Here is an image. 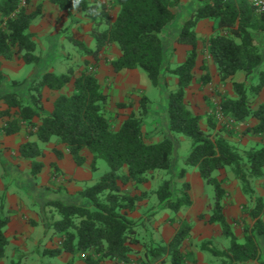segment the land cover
<instances>
[{
	"label": "trees",
	"instance_id": "1",
	"mask_svg": "<svg viewBox=\"0 0 264 264\" xmlns=\"http://www.w3.org/2000/svg\"><path fill=\"white\" fill-rule=\"evenodd\" d=\"M183 1L112 0L109 5H92L90 0H52L63 11L80 8L90 16L95 50L71 39L86 55L99 61L106 46L116 45L121 56L109 63L115 72L143 71L152 86L166 90H169L170 77L178 80V89L169 93L167 104L171 137H165L161 142L149 143L143 131V117L149 113L151 103L147 97L141 99L138 113L132 112L120 129L114 130L112 120L107 116L109 95L104 93L97 78L96 66L93 71L84 69L79 76L73 69L61 75L47 72L35 79L13 81L11 87L4 90L0 62V102L8 107L0 111V118L10 119L0 129L5 135L18 134L23 123H28L37 129L39 142L49 143L56 138L58 144L64 145L77 166L86 163L82 152L87 150L94 156L93 169H96L98 159H104L110 168L93 186L75 195L60 189L55 193L63 192L66 198L45 202L44 206L60 217L46 226L54 231L60 245L45 250L44 256L53 258L68 253L73 256L69 264H76L75 257L85 258V264H102L106 260L130 263L131 256L136 253L132 246L140 244L137 229L141 222L130 219L127 213L136 212L148 193L132 195L124 192L122 186L144 185L154 174L164 173L167 179L155 190L158 203L150 216L166 210L177 214L193 204L189 182L179 185L176 181L186 177L185 165L197 168L205 183L213 187L214 202L209 223L219 225L224 237L230 241L227 251L209 245H205L204 250L230 264H264L260 242L264 240V199L256 195L252 186L254 181L264 178V146L251 147L241 154L238 147L225 138L235 136L233 127L246 126L250 118L257 120V124L245 132L264 137V103L254 109L251 99L264 89V70H260L264 63V14L257 15L243 0H194L199 7L184 23L176 39L177 44L191 46L192 50L186 60L174 68L163 33L176 20L175 11ZM30 3L31 0H0L1 60L21 57L28 65L39 62L35 55V35L30 28L42 13L41 7L29 13ZM116 7L120 11L113 21L111 12ZM207 19L219 20L220 27L230 32V36L213 35L205 42L221 81L232 79L239 72L246 78L243 83H233L234 97L225 95L222 99L221 112L231 128L225 125L221 135L204 131L200 124L202 117L192 113L185 103L186 90L195 80L199 42L196 27ZM235 39H239V43ZM255 78L258 79L256 84L253 83ZM209 81L207 74L202 82L207 84ZM72 82L73 93L61 95L55 101L53 111L44 115L43 90L60 91ZM118 106L127 107L125 104ZM37 118L41 121L39 125L34 123ZM209 126L210 129L215 127L212 119H209ZM175 134L192 140V149L184 158L178 154L179 140ZM42 154L37 142H26L20 147L24 159H36ZM57 155L61 157L59 152ZM226 168L233 170L243 186V193L254 204L247 209L254 225L244 228V242L239 241L224 214L227 192L217 174ZM42 169V163H32L29 178L33 184H37ZM9 224L10 217L0 212V261L9 244ZM192 229L190 223L183 222L167 244L155 246L146 253L149 259L146 264H191L192 254L186 252L184 246Z\"/></svg>",
	"mask_w": 264,
	"mask_h": 264
},
{
	"label": "crops",
	"instance_id": "2",
	"mask_svg": "<svg viewBox=\"0 0 264 264\" xmlns=\"http://www.w3.org/2000/svg\"><path fill=\"white\" fill-rule=\"evenodd\" d=\"M112 0H90L92 5H109ZM38 7H41V13L42 15L38 17L31 25V33L35 35V41L37 43V51H40V47H42L43 52H49L52 49H55L58 46H61L62 44H66L67 38L71 35V39H76L78 41L83 42L87 47L91 50H95L96 48V41L94 37L92 36V28L93 24L91 21L90 16L81 11L80 8H76L71 11H63L61 10L56 4L52 2V0H31L30 5L27 7V11L29 13L34 12L38 9ZM120 11L119 7H116L112 10V20L114 21ZM193 14V13H192ZM191 16V15H190ZM188 20V19H187ZM186 19L181 22V24H178L173 29V35L170 40V44L165 43V46L168 52V57L170 59V63L172 67H177L180 64H182L188 55V53L192 50L191 46L188 45H180L176 43V39L178 35L181 32V29L184 25V23L187 21ZM173 23L169 26L171 27ZM168 27V28H169ZM105 28V26H104ZM167 31V29H166ZM166 31L163 33L164 42L166 39ZM65 32V33H64ZM68 33V34H67ZM196 34L198 37V58H197V65L194 70L195 80L192 83V85L186 90L185 94V103L187 104L188 108L191 110L192 113L199 115L202 117V120L200 122L201 127L204 131L211 133L212 135H221L219 130L217 129V132H214V128L210 129L209 123H208V116L211 112V105L212 100H214L215 94L223 92L228 93L231 95V97H234L233 92V83H243L245 81V74L237 73L234 78L228 79L227 81L222 82L218 73V67L214 63V60L208 55L205 42L212 37L213 35H229L230 32L225 29L221 28L219 25V20H203L201 21L197 27H196ZM55 53V52H54ZM88 56V55H87ZM121 56V52L118 49L116 45L112 46H106L103 51L101 52L99 56V61H96L91 56L85 57L87 60H94L97 64V78L102 85L103 88V81L106 79L107 76H105L101 69L104 67H107L110 69V72L108 76L110 79L116 80L118 74H124L127 77L135 76L138 73L137 71H128L124 70L121 72H115L112 66L109 64L111 61H114L118 59ZM15 58V57H14ZM13 58V59H14ZM108 58V59H107ZM11 60H1L2 63L1 70L4 72V63L9 62ZM24 61V60H23ZM26 64V63H25ZM176 65V66H175ZM206 69H205V68ZM263 70H264V63H263ZM53 73V72H52ZM76 74L79 76L80 73ZM133 74V75H130ZM209 75L210 81L207 84H203L202 79L204 76ZM16 74L15 76H17ZM61 75V74H60ZM5 76V75H4ZM24 80V79H23ZM23 80H17V81H23ZM144 85H147L145 87ZM143 85V87L138 86L132 82V80H129L128 83L125 84L124 88L121 89L119 93L113 90L108 91L104 90V93L109 95V104L107 107V116L114 121V130L118 131L120 127L122 126L123 122L128 118V116L132 112L139 111L140 101L143 97L146 96V91H148V88L150 85L146 83ZM152 85V84H151ZM113 86V85H112ZM173 87H178V80L174 77ZM169 87H170V79H169ZM74 90V82L69 84L67 87L63 88L60 91H53L48 88H45L43 90V105L46 108L44 110L43 114H50L53 111V106L55 101L61 96V95H67L70 96L73 93ZM135 92L134 98L137 97V93H140V99H138L135 109L130 108L128 104L127 97L129 96V93L132 91ZM216 97V96H215ZM148 98V97H147ZM256 103H253L255 100L252 99L253 108H258L262 103H264V89L262 92L255 96ZM149 99V98H148ZM223 99V98H222ZM150 100V99H149ZM254 100V101H253ZM207 101V103H206ZM134 102V101H133ZM222 102V101H221ZM119 104H125L127 105L126 108H119ZM210 105V106H209ZM8 107L6 104H4L3 101L0 102V111L6 110ZM219 108V107H218ZM217 108V109H218ZM138 113V112H137ZM155 115V114H154ZM150 112L147 114V118H153V116ZM10 119L8 117L0 118V129L6 126V123ZM154 120V119H152ZM225 125L226 127H229L228 120L225 119ZM248 121V124L246 126H235L233 129L235 131L243 130V135H252L254 137H242V135H239V139L235 137H229L225 136L227 140L230 141L232 145H235L238 147V143L243 147H245V144H250V142L253 144V147L255 146H264V137H256L253 134L246 133L245 131L247 128L253 127L257 124V120L250 118ZM35 124H40L41 121L37 118L34 120ZM154 123V122H153ZM224 125V127H225ZM231 128V127H229ZM37 129L30 127L28 123H23L22 129L18 134L7 136L0 130V198L4 193H6L8 190L10 191L11 188V182L7 183L5 180V177L7 176L12 181L15 180L18 182V184L25 188L28 187V190L34 191H43L46 188H51L52 190H65L71 195H75L78 192L84 190L82 189V183H85L89 179H91L90 174V168L92 167V163L94 160V156L87 150H84L82 152L83 156L86 158V163L84 166H77L74 162L72 155L68 151V149L61 144H58V140L56 138H53L49 143H41L38 141L37 135H36ZM214 132V133H213ZM241 132V131H240ZM144 133L150 137L145 131ZM237 133V132H236ZM157 132H152L153 137L156 136ZM238 135V133H237ZM26 142H37L41 151L42 156L36 158V159H24L20 155V147ZM239 148V147H238ZM61 154V157H58L57 153ZM39 162L43 164V169L41 173L37 176L36 182L37 184H33L30 180V173L32 171V163L33 162ZM229 168H226L224 170L219 171V173H225V171H228ZM3 173L5 175H3ZM186 182H189L191 188V193L193 192V195L190 194L192 199V206L188 208L189 215L187 216H180L181 222L179 223V227L183 222H188L192 224L193 226V232L195 233V230L199 228V224L202 222V217L198 218V214H201L204 210H206V204L201 208V204H198L201 200L199 197L202 192H207L210 195H212V191L210 190V186L205 183V181L201 178L200 173L197 168L193 167L192 171L187 169L186 174ZM184 178V179H185ZM10 180V181H11ZM239 182L236 180V178H232V181L229 183L232 184V188L230 189V186L223 185V188L227 192V199L224 202V214L228 220V222L231 224L234 233L238 237L240 242H244V228L249 227L252 228L254 225V221L249 216L247 211H244V208L248 207L250 205V201H248V197L242 194L241 187L238 185ZM133 185L135 188L141 187L140 185H134V184H128ZM126 185V186H128ZM126 186L122 187L124 192H127L132 195H138L140 193H133L130 191H127ZM255 190L256 195L260 196L264 199V178L259 180L255 183ZM236 187V188H235ZM6 189H8L6 191ZM13 190H11L12 192ZM190 192V191H189ZM14 195V194H13ZM10 196L8 194V201L4 202L5 207H9V211L12 215V220L10 222L9 228H8V235L9 232L13 233L16 236H20L22 242H26L31 238V232L35 230L36 228L40 227L41 223V215H44L43 211L44 209L40 210L37 200L35 199L34 205L35 209H30L26 206L24 201L19 198L17 195ZM203 195V194H202ZM214 195V194H213ZM203 205V204H202ZM140 203L138 204L139 210ZM244 207V208H243ZM241 211L243 214L242 219L245 220V223H242L241 219H238V225L239 229H234L232 225V218L233 216L238 212ZM43 211V212H42ZM206 212V211H204ZM128 217L131 218L132 216L137 214V211L134 213H127ZM210 215L206 217V222L208 223V227H213L215 224L209 223ZM200 219V220H199ZM56 219L53 218L51 220V223L55 221ZM240 223V224H239ZM215 228H218L219 230H222L221 227L218 225ZM44 229V227H43ZM30 232V234H27ZM243 235H240L242 234ZM209 233V232H208ZM223 234V233H222ZM210 235V233H209ZM224 236V235H223ZM174 237V235H173ZM172 237V238H173ZM205 239L208 238L207 234L204 235ZM43 238H47V236ZM171 238V239H172ZM170 239V240H171ZM227 239V238H226ZM49 240V244L44 249H55L60 245V241L57 237H51L50 239H45V241ZM169 240V241H170ZM168 241V242H169ZM189 241V240H188ZM230 242V241H229ZM261 246L263 248L264 240L260 241ZM20 243H16V245H19ZM132 248L136 252H142V249H139L136 247V245L132 246ZM192 254L191 259L189 262L191 264L194 263V261H197L194 254L192 252H189ZM141 256L142 254H138L136 256ZM135 256V257H136ZM146 257V253L143 255ZM61 258H65L68 261L73 260V256L68 253H63ZM134 257L131 256L130 263H121V264H131L134 263L133 261ZM264 259V254H263ZM113 262V261H112ZM112 262H106L105 264H112ZM78 264H85L84 262H80ZM104 264V262L102 263ZM162 264V263H158ZM170 264V263H166ZM249 264H258L257 262H252Z\"/></svg>",
	"mask_w": 264,
	"mask_h": 264
},
{
	"label": "rangeland",
	"instance_id": "3",
	"mask_svg": "<svg viewBox=\"0 0 264 264\" xmlns=\"http://www.w3.org/2000/svg\"><path fill=\"white\" fill-rule=\"evenodd\" d=\"M199 7L196 1L194 0H184L181 4V6L175 11L176 13V20L174 21L173 25L169 28H167L166 31V39L165 43L168 46V43L170 42L172 35H173V29L176 27L178 24H181L183 20H187L190 18V15ZM256 13V12H255ZM257 15H261L256 13ZM65 33V32H64ZM68 34V33H67ZM71 35L67 38L66 44H62L61 46H58L55 49L50 50L48 53H42V47H40V51L38 52L36 50L35 55L39 57V62L36 64H25L23 59L21 57H15L9 62L4 63V72L3 74L5 82L3 85L4 90H7L11 87L13 81L17 80H30V79H35L39 76H41L44 73L47 72H53L57 75L67 73L69 69H73L75 72L80 73L84 69H89L93 71V68L97 66L96 62L94 60H87L85 57H88L86 53L75 46L71 42ZM236 42L239 43V39H235ZM170 44V43H169ZM87 46V45H86ZM55 52V53H54ZM169 52V51H168ZM170 53V52H169ZM90 58V57H88ZM91 59V58H90ZM108 59V58H107ZM176 66V65H175ZM175 68V67H174ZM95 70V69H94ZM260 70H263V67L260 68ZM138 73L135 76L133 75L131 77H127L124 74H118L117 78L114 82V80L110 79L108 76L110 69L107 67H104L101 69V72L107 76L106 79L103 81V89L111 91L113 90L114 86V91L119 93L122 88H124L125 84L129 82V80H132L134 84L143 87V85L147 83L150 85L148 88V91H146V96L150 99V105H149V112L154 115L153 118H147L145 115L143 117V131H145L150 137H148V142L149 143H158L164 140L165 137H171V132L169 130V117L167 115V104H168V96L170 92H175L178 87H173V79L174 77H170V87L169 90H166L164 87H158L155 88L154 86L151 85L149 79L147 78L146 74L143 71L136 70ZM97 72V69H96ZM241 74H244L243 72H239ZM18 74L17 76H15ZM258 82V79H254L253 83L256 84ZM113 85V86H112ZM147 87V85H144ZM123 90V89H122ZM223 92L215 94L214 100H212V105L211 107V112L208 116V123L209 119H212V121L215 124L214 127V132H217V129L219 132L222 134L224 131L222 128L225 125V121H221L218 119L216 112L220 109L221 107V101L222 98L225 95H229L228 93H224V89L222 90ZM135 92L137 91H132L129 93V96L127 97L128 99V104L130 108L136 107L138 99H140V93H137V97L134 98ZM234 92V91H233ZM140 94V95H139ZM231 96V95H229ZM251 99H254L253 103H256V98L251 97ZM134 101V102H133ZM207 103V101H206ZM208 104V103H207ZM44 107V105H43ZM219 107V108H218ZM218 108V109H217ZM44 110L46 108L44 107ZM138 112V111H137ZM154 119V120H152ZM154 122V123H153ZM250 123V121H248ZM113 128H114V121H112ZM210 127V126H209ZM235 130V129H234ZM241 131V132H240ZM152 132H157L156 136L153 137ZM213 132V133H214ZM236 135L231 136L232 138H238L239 135H242V137H254L252 135H243V130H236ZM175 137L179 140V150L178 154L181 158L186 157L191 149H192V140L184 135L180 134H175ZM239 139V138H238ZM238 149L241 152V154H244V152L253 147V144L250 142V144H245V147L241 146L238 143ZM94 161V160H93ZM93 164V163H92ZM183 163H180L179 165H182ZM84 166V165H83ZM1 167V166H0ZM186 170L192 171L193 167H186L183 165ZM110 171V168L107 164V162L104 159H98L96 161V169H93L92 167L90 168V174L91 179L86 181L85 183H82V189H86L87 187L93 186L96 184L102 176H104L107 172ZM3 175H5L3 173ZM219 180L222 182V184H225L227 187L230 186V189L232 188V184L229 183L232 181V178H236V176L233 173V170L229 168L228 171H225V173H219L217 174ZM164 179H167L164 175V173H156L154 174L153 177L150 178V181L147 184L140 185L141 187L135 188L133 185H128L126 186L127 191L133 192V193H148V197L140 203L139 210H137V214L132 216L130 219L134 221H140L141 225L137 229V235L138 238L140 239V244L136 245L139 249H142V252H136L133 254V261L134 263L131 264H146L149 262V259L144 257V253H149V251L158 245H165L168 243V241L177 233V231L180 229L179 223L181 222L180 216H187L189 215V210L188 208L183 209L181 212L175 214L170 210L162 211L159 212L155 216H150L151 211L155 208L157 205V197L155 195V190L159 187V185L162 183ZM5 180L7 183L11 182V188L10 191L6 189V193L2 195L0 198V212H2L4 215H7L10 217V222L12 220V215L9 211V207H5L4 202L8 201V194L10 196L17 195L19 198H21L26 206L30 209H35V199L38 202L39 207V212L42 210V208L45 210L43 212L44 215H41V223L40 227L36 228L31 232V238L26 241L22 242L20 236H16L13 233L9 232V244L6 247V254L5 257L0 261V264H69L70 261L66 260L65 258L61 257H49V256H44L43 252L44 249L47 247L49 244V240L45 241V239H50L51 237H54V231L52 229H47V224L51 223V220L53 218L60 219V217L53 212V210L50 207H45V202L47 200H61L63 198H66V194L61 192L55 193L57 190H52L50 188V191H47V189H44L43 191H34L33 190H28V187H21L18 182L15 180H11L7 176L5 177ZM11 180V181H10ZM236 180H238L236 178ZM179 185H182L184 182H186L185 179L181 180H176ZM259 181V180H258ZM258 181H254L252 183V186L254 190L256 189L255 183ZM238 185L241 187L242 194L243 193V186L241 182H237ZM123 187V186H122ZM125 187V186H124ZM236 188V187H235ZM11 190H13L11 192ZM210 190L214 194L213 187L210 186ZM207 192H202L199 197H201L200 201L198 204H201V208L206 204V212H202L201 214H198V218L202 217V222L199 224V228L195 230V233L192 231V234L190 236L189 241L186 242L184 248L186 252H192L196 258V263L193 264H230L226 260H222L221 258L214 257L210 253L204 250L205 245H209L211 248H214L219 251H227L230 242L228 239H226L223 234L222 230H219L218 228H215L218 225H213V227H208V223L205 221L206 217L208 215L211 216V210H212V204L214 202V195H210ZM256 192V190H255ZM1 193V192H0ZM190 194L193 195V192L191 193V190L189 192ZM13 195V196H14ZM71 195V194H70ZM246 196V195H245ZM248 197V196H247ZM248 201H250V205L244 208V211H247L250 207L252 208L254 204L248 197ZM6 204H8L6 202ZM203 204V205H202ZM45 207V208H44ZM54 213V216H53ZM189 213V214H187ZM248 213V212H247ZM192 214V213H191ZM244 214V212H243ZM243 214L239 210L232 218L233 222L232 225L236 226L238 225L239 220H242V223H245L244 217L242 219ZM128 215V214H127ZM200 220V219H199ZM49 222V223H48ZM240 224V223H239ZM10 225V224H9ZM7 227V235H8V228ZM192 225V224H191ZM44 227V229H43ZM234 229H239V226L234 227ZM193 230V229H192ZM210 235H209V233ZM27 234H30L28 232ZM207 234V237L205 239L204 235ZM47 236V238H43ZM243 235V232L242 234ZM59 239V238H58ZM240 239V238H239ZM19 245H16V243H20ZM263 245V254H264V243ZM138 254H142L141 256H136ZM136 256V257H135ZM85 258L83 257H75V263L78 264L80 262H84ZM106 262H112L110 260H106ZM112 264H120L116 262H112Z\"/></svg>",
	"mask_w": 264,
	"mask_h": 264
},
{
	"label": "built area",
	"instance_id": "4",
	"mask_svg": "<svg viewBox=\"0 0 264 264\" xmlns=\"http://www.w3.org/2000/svg\"><path fill=\"white\" fill-rule=\"evenodd\" d=\"M226 1H230V0H226ZM245 2H247L249 5H251L255 12L258 14H264V0H243ZM217 117L219 120L221 121H226L224 115L221 112V107L220 109L216 112ZM231 125H233L232 122H230Z\"/></svg>",
	"mask_w": 264,
	"mask_h": 264
}]
</instances>
